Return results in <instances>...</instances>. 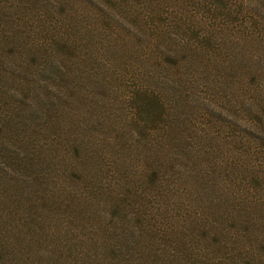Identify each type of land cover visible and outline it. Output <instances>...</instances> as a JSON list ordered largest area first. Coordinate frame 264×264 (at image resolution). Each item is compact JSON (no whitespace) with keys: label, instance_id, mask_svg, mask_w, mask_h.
Listing matches in <instances>:
<instances>
[{"label":"rangeland","instance_id":"374dc122","mask_svg":"<svg viewBox=\"0 0 264 264\" xmlns=\"http://www.w3.org/2000/svg\"><path fill=\"white\" fill-rule=\"evenodd\" d=\"M224 1L180 7L227 48L194 54L191 34L174 31L188 55L177 71L156 62L171 22L161 0H134L119 42L94 33L110 24L93 21L95 1L0 0L14 6L0 15V242L16 264H264V241L252 251L246 235L264 234V0H231L230 13ZM60 34L73 50L52 44ZM32 38L39 47L21 52ZM145 86L172 92L162 151L160 128L130 123ZM229 226L241 231L232 242Z\"/></svg>","mask_w":264,"mask_h":264},{"label":"trees","instance_id":"16d2710c","mask_svg":"<svg viewBox=\"0 0 264 264\" xmlns=\"http://www.w3.org/2000/svg\"><path fill=\"white\" fill-rule=\"evenodd\" d=\"M95 1L96 3L100 4L99 9L95 8L94 14H95V20H93L96 23L103 24H108L107 22H110L108 24V27L100 28L97 25L92 26V29L96 35H103L106 36L107 34L110 35L111 37L115 38L116 40L114 42H119L120 40L118 38H122L123 36L120 35V33L125 34V31L130 23V20L133 19L135 14L132 13L131 7H132V2L134 0H92ZM145 2L148 1H159V0H142ZM202 0H161V20H171L168 28H164L161 26V35H163L165 38L164 42H161V49L156 51L157 52V60L156 62L161 65V68H167V69H175L177 71H181L182 67L187 64V54H182L184 55L182 58L179 56L180 51L182 47L176 43V41L173 40L174 36V31H179L182 33L189 32L191 36L193 37L192 39V44H193V50H195L194 54H197L198 52L202 51L203 53H210L211 56H218V54L224 49L227 48L226 46V38L225 36L221 35L218 36V33L220 32L219 30H216V35L218 38L213 36V32L210 33L209 30L205 27H200L197 22H195L193 27H197L191 29L192 26L189 27L186 26L183 22L185 21L184 18H181L180 14L177 12L179 11L180 7L182 5H185L188 3V5H196L200 3ZM210 3L207 6L209 10L215 11L218 3L222 2L223 0H208ZM13 2V1H12ZM15 3V2H13ZM160 4V3H159ZM174 4L175 8H171L174 10H171L174 12L173 15H170L169 19L168 14H170L171 11L168 10L169 5ZM14 5V4H13ZM121 5L120 7H118ZM16 6V5H15ZM171 7V6H170ZM236 7V4L233 3L231 0H225L224 1V6H222L227 11V13H230L229 11L234 10ZM14 11V6H8L5 5V3L0 4V15H8L12 14ZM153 17L156 18L158 15V11H153ZM14 23V19L12 21ZM15 24V23H14ZM218 24V21H217ZM3 26V24H2ZM219 26V24H218ZM221 27V26H220ZM224 28V26L222 27ZM233 28L237 30L238 32H235L237 35L239 32H241V28L239 25H233ZM199 29H206L207 31L205 33H200ZM120 32V33H119ZM231 33V31H230ZM126 36V35H124ZM1 38V37H0ZM51 41V40H50ZM73 38H71L68 34L65 36L64 34H60L59 36H54V39L52 41V44L55 45V47L58 46H63L67 47L70 49H74L73 47ZM21 40L15 38L14 43L21 44ZM38 42L32 38L28 42H26L21 48L20 51L24 52L26 54L29 53H34L35 48L39 47ZM50 44V42H49ZM152 46L153 44L150 43ZM157 45V42H156ZM191 53V55H192ZM193 58V57H192ZM24 63V61H23ZM69 74V73H67ZM25 77H18V83L22 85L23 80ZM23 86V85H22ZM164 86H161V91L156 90L152 86H145V87H138L135 90L132 91V94L130 95V98L133 99V107H132V114H131V120L130 123L134 125L135 128H144L149 131V134H155L156 129L160 128L161 130V151L165 149L169 142V134L172 128V118H171V110H170V105L168 102L173 101V97L171 96L172 92L167 94L163 90ZM144 110L145 111V116L141 118H137L135 116V112L137 110ZM4 131V124L1 122L0 119V133ZM18 153V150L16 151ZM165 164V160L161 159V187L166 190L170 191L171 188H173L176 185V182H174L171 178V181L168 179V173L163 172L162 168ZM152 165V164H151ZM4 172H7L8 169L3 167ZM154 167H148L145 168L144 172L152 171L154 170ZM167 180L169 182L168 188L164 186L163 181ZM162 191V190H161ZM256 202L250 201V208L253 211L252 218L250 219L252 222L256 223L258 222V213L255 211L256 209ZM197 217L200 218V213L197 212ZM201 217H205V213L203 212V215ZM5 218H9L7 214H3L0 217V221L4 220ZM19 221V220H18ZM16 223V222H13ZM256 225V224H255ZM254 225V226H255ZM212 228V226H211ZM228 230H230V236L226 233V236L230 238V241L232 242L234 239V236L237 234H241V231L238 230L237 228H233L231 226L228 227ZM167 230H162L161 231V236L162 237H167L164 236L166 235ZM249 233L253 234L254 237H250L251 244L249 245V248L251 247L252 251H255L256 249V244L264 241V234H254L251 230H249L246 235H249ZM178 235V234H176ZM236 238H240L237 236ZM163 243V242H162ZM203 242L201 244V247H203ZM214 249H210V252L213 253ZM11 249L8 247L6 248V244L0 242V264H16L14 262L13 257L10 255ZM208 257V255H207ZM125 261L122 262H117L116 264H129L130 261L124 258ZM167 264V263H164Z\"/></svg>","mask_w":264,"mask_h":264}]
</instances>
